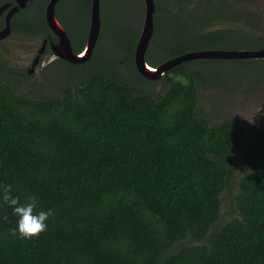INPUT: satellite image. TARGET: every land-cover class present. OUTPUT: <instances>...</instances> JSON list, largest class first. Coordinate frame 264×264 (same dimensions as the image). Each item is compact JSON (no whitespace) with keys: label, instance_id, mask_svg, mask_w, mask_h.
<instances>
[{"label":"trees","instance_id":"1","mask_svg":"<svg viewBox=\"0 0 264 264\" xmlns=\"http://www.w3.org/2000/svg\"><path fill=\"white\" fill-rule=\"evenodd\" d=\"M48 2L33 0L12 20L13 32L47 39L41 63L58 41ZM255 2L156 0L148 62L263 48L264 12ZM91 5L56 6L75 52L87 40ZM144 15V0H101L92 59L57 57L42 70L45 83L62 78L54 95L20 92L0 56V184L53 210L44 232L23 239L10 232L15 217L0 204V264H264V114L239 159L241 128L212 123L200 95L225 75L202 62L257 73L264 58L193 59L147 79L135 65ZM155 83L164 89L148 90ZM238 161L236 214L224 220Z\"/></svg>","mask_w":264,"mask_h":264},{"label":"rangeland","instance_id":"2","mask_svg":"<svg viewBox=\"0 0 264 264\" xmlns=\"http://www.w3.org/2000/svg\"><path fill=\"white\" fill-rule=\"evenodd\" d=\"M255 4L264 12V0H256ZM108 9L115 13L113 7H108ZM262 19L264 24V17ZM219 26L221 25L215 27ZM41 44V38L23 36L13 32L6 39L0 40V56L8 68L6 76L12 77L11 80L20 92L54 95L58 92V79L62 80V78L56 79L57 75H52L54 81L45 83L42 75L44 66L57 58L54 53H45L43 62L36 66L31 75H22L23 70L28 71ZM202 63L203 69L208 72L214 71L225 74L222 84L218 87L209 84L201 87V102L210 112L212 123L229 119L235 121L241 128L243 134V146L239 153V159H241L252 136L256 134L260 117L264 114V67L256 73L251 72L249 68L234 70L235 65H226L225 62L222 64L211 62L212 68L207 66L208 62ZM163 87H165L163 83H155L148 90L161 92ZM236 166L237 175L233 189L224 197V220H230L236 214L234 212V194L238 191V181L242 173L239 161Z\"/></svg>","mask_w":264,"mask_h":264},{"label":"water","instance_id":"3","mask_svg":"<svg viewBox=\"0 0 264 264\" xmlns=\"http://www.w3.org/2000/svg\"><path fill=\"white\" fill-rule=\"evenodd\" d=\"M31 0H16V5L11 7L6 14L5 26L0 28V40L9 37L12 34L11 19L15 12L20 8L26 7ZM60 0H50L45 11L46 22L51 31L58 38L57 42L51 41L50 47L56 57L62 58L73 64H81L92 59L96 44L101 32V0H92L90 26L87 40L84 47L75 52L67 30L61 23L56 13V5ZM11 6L7 2L0 5V15ZM145 15L143 27L139 41L135 48V65L138 72L150 80H158L164 76L171 68L193 59H238V58H264V47L258 50L244 49H203L189 51L162 61L156 65L150 64L147 60V50L151 38L154 34V15L156 11V0H144ZM47 39L42 41L41 47L34 56L28 73L32 74L37 65L41 62V57L47 48Z\"/></svg>","mask_w":264,"mask_h":264},{"label":"clouds","instance_id":"4","mask_svg":"<svg viewBox=\"0 0 264 264\" xmlns=\"http://www.w3.org/2000/svg\"><path fill=\"white\" fill-rule=\"evenodd\" d=\"M0 204L10 208L15 217V226L10 232L23 239H31L44 232L48 227L49 217L53 215L52 209L40 206L35 195L24 198L13 195L11 185L0 184Z\"/></svg>","mask_w":264,"mask_h":264},{"label":"flooded vegetation","instance_id":"5","mask_svg":"<svg viewBox=\"0 0 264 264\" xmlns=\"http://www.w3.org/2000/svg\"><path fill=\"white\" fill-rule=\"evenodd\" d=\"M31 1H33V0H31ZM31 1H29L28 3H27V5H26V7L28 6V4L31 2ZM50 1V0H49ZM7 2H9V3H11V6L10 7H8V9L6 10V11H4L1 15H0V28H2V27H4L5 26V18H6V14H7V12L9 11V9L11 8V7H13L14 5H16V0H13V2L12 1H10V0H6L5 2H3L2 4H4V3H7ZM49 3V2H48ZM1 4V5H2ZM58 4V3H57ZM48 5V4H47ZM57 6V5H56ZM26 7H24V8H20L17 12H15L14 13V15L12 16V19H11V26H12V20H13V18H15V16L19 13V11L21 10V9H25ZM2 21H3V24H2ZM12 33H13V28H12ZM6 39V38H5ZM2 40H4V39H2ZM48 42V41H47ZM51 42V41H50Z\"/></svg>","mask_w":264,"mask_h":264}]
</instances>
